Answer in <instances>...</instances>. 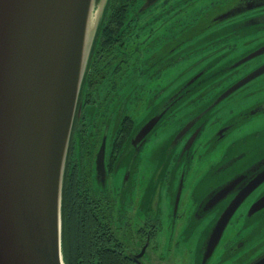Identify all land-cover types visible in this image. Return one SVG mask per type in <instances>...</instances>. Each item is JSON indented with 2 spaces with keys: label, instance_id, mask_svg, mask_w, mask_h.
Listing matches in <instances>:
<instances>
[{
  "label": "flooded vegetation",
  "instance_id": "obj_1",
  "mask_svg": "<svg viewBox=\"0 0 264 264\" xmlns=\"http://www.w3.org/2000/svg\"><path fill=\"white\" fill-rule=\"evenodd\" d=\"M114 12L117 14L111 16L115 22L106 29L93 51L87 86L80 96L73 127L64 184L66 240L69 241L72 235L76 237V231L84 234L93 231L99 244L106 243L107 254L112 258H122L126 264H167L169 261H164L158 245V237L168 224L162 219L166 205L161 208L159 204L162 195L166 196L164 198L170 196L175 225H190L194 213L198 223L207 218L198 255L202 264L205 242L212 236L218 216L236 196L252 188L214 251L217 253L220 248L221 257L236 255L237 249L252 239L251 232L257 227L255 216L258 212L264 213L262 208L249 215L252 205L264 195V181L254 185L259 176H264V82L257 77L230 95L232 98L240 94L238 99L234 98L237 102L234 110L230 108L222 112L226 101L221 100L203 114L239 80L232 82L224 77L220 83L210 82V72L206 70L197 74L198 70L185 82L188 83L186 88L181 86L177 89L176 96L169 101L172 104L176 100L178 103L187 99L191 108L183 115L185 119H177L176 114L182 107L176 103L177 111L174 109L160 127L170 131L171 137L165 143L161 139L166 136L156 140L150 138L138 153V145H132L137 127H134L128 111L134 103L143 100L147 106L141 123L156 115L163 92H150L142 81L161 75L165 68L185 57L194 60L191 69L209 59H219L216 63L219 64L233 48H237V41L250 38L252 30L264 28V5L242 13V17L229 18L233 26L230 28H222V0H111L108 16ZM251 17L254 18L249 21ZM161 19L167 24L165 30H160V26L154 27ZM218 22H221L220 28L211 31ZM262 47L264 45L257 50ZM236 63L224 66V71L239 68H233ZM263 65L264 62L258 64L239 79ZM221 84L223 91L219 94L214 92ZM181 88L183 90L179 92ZM143 94L146 98L150 96L149 103ZM198 116L200 119L172 148L171 144L180 130ZM199 129L197 138L190 143ZM206 130L209 131L206 133ZM105 137L106 173H103L99 171L98 157ZM225 139L230 140L227 148L222 147ZM162 143L168 144L170 150V165L169 161L166 163L168 172L163 175L164 166H161L158 175L142 179L146 176L149 159L153 160V155L160 150L148 151L144 158L145 167H140V156L147 145L160 146ZM220 146L222 159L225 155L226 158L209 166L207 172L211 176H193L194 161H202L208 153L215 154ZM118 159L122 161L116 167ZM183 162L187 165L179 174L178 165ZM122 164L124 168L118 173L117 169ZM233 181L235 184L228 196L215 203L214 195ZM156 194L159 196L156 205L147 206V201L150 198L154 200ZM181 207L183 213H180ZM253 254L263 255L264 248L259 246Z\"/></svg>",
  "mask_w": 264,
  "mask_h": 264
},
{
  "label": "water",
  "instance_id": "obj_2",
  "mask_svg": "<svg viewBox=\"0 0 264 264\" xmlns=\"http://www.w3.org/2000/svg\"><path fill=\"white\" fill-rule=\"evenodd\" d=\"M251 1L254 8L264 5L263 0ZM108 2L0 0V264H65L63 197L68 153ZM232 16L227 12L222 21ZM261 54L264 47L233 68ZM263 73L264 65L228 88L203 114ZM175 96L164 100L156 115L137 126L132 139V145H138L136 153L176 108L177 100L169 104ZM200 117L180 130L172 148ZM105 149L106 137L98 157L103 173ZM263 181L264 176H259L254 185ZM234 184L217 192L214 202L226 198ZM251 192L252 188L236 196L218 216L205 242L202 264H208L227 225ZM262 208L264 195L249 215ZM253 264H264V254Z\"/></svg>",
  "mask_w": 264,
  "mask_h": 264
},
{
  "label": "rangeland",
  "instance_id": "obj_3",
  "mask_svg": "<svg viewBox=\"0 0 264 264\" xmlns=\"http://www.w3.org/2000/svg\"><path fill=\"white\" fill-rule=\"evenodd\" d=\"M238 3H240V5H237ZM243 3H245L244 6L241 5ZM254 7H255V4L251 0H237V1L236 0H222V15L226 14L227 12H232L234 16L230 18L234 19L237 17H242L241 15L242 13L250 12L256 9ZM254 17L248 18V20L251 21V19H253ZM231 24H232V21H229L228 19H226L222 21V28L223 27H227V28L233 27L231 26ZM220 25H221V22H218L214 27H212L211 31L218 30L220 28ZM158 26H160V30H165L167 27V24L164 19H161L154 25L155 28ZM236 44H237L236 45L237 48L236 49L233 48L234 50L231 53H228L227 56L224 59H222L219 64H216L219 62V59H214L213 61L209 59V60L201 62L200 64H197L196 67L191 69L190 67H191V64L194 62V60L190 57H185L179 61H176V63L172 65L169 64L170 66H168V68H165L162 71L161 75L155 76L149 79L147 78V80H143L142 84L150 92L151 91L152 92H160V91L163 92L162 96L160 97L162 101L158 103L159 106H161L163 103L165 104V101L162 98L164 97L168 98L171 95L175 96L176 90L179 89L181 86L182 88H184L188 84V83L186 84L185 82L191 76H193L194 73L197 72L198 70L199 71L197 74L206 72V70H208V72H210L208 74V77H210V82L220 83V81L224 77L227 78V81L231 80L232 82H234L235 80H240L239 78L241 76L246 74L248 71L252 70V68L257 66L258 64L264 62V55H260V56H257L249 60L248 62L239 66V68H237L234 71L227 69L225 72L224 66H227V65L229 66V64H233L234 62H239L245 56L251 54L252 52L256 51L257 48L264 45V28H261L258 30H252L250 32V38H244L241 41H237ZM229 51L230 49L227 52ZM179 54H182V53H179ZM175 55H176V52L173 54V56ZM92 56H93V52H92L90 60H92ZM221 69H222V76H221ZM263 75L264 73L258 77L259 81L261 82H264V80H262L264 79ZM228 83H226V86L229 85ZM182 88L180 90H182ZM258 88L259 87H257L256 89L258 90ZM221 91H223L222 84L219 85L216 90H214V92L218 94ZM142 96L145 99V101L147 99V102L149 103L150 96L147 98H146V95L144 96V94ZM235 97L238 99L240 97V94L237 93L232 98L229 95L228 97L223 99L226 102H224L225 105L222 106V112L230 108H231L230 110L235 109L236 104H237V102L234 101ZM177 104L179 108L180 107L182 108L178 111L179 113L176 114L177 115L176 117L179 120L180 119L184 120L185 116L183 117V115H185L187 113V110H189L191 107L187 105V99H184V100L181 99L179 100ZM146 106L147 105H144V101L142 100L141 102L134 103L129 108L128 113L131 115L130 117L134 124V127H137L141 123L144 115L146 114ZM175 111H177L176 108H175ZM167 119L168 117L165 119V122L167 121ZM208 131L209 130H206V133ZM170 133L171 132L168 130H165L164 127L161 129L159 128L152 134L151 140L161 139L163 136H166V138L164 137L163 139H161L163 140V143H165L171 137L172 133L171 134ZM168 134L170 135L168 136ZM227 142H230V140L229 139L224 140V142L222 143L223 148L228 147L229 143ZM163 143L160 146L159 145L157 146L147 145L145 147L146 151H144L142 155L140 156L142 157L140 160V167L142 166L145 167L146 163L144 161L145 160L144 158L147 156L149 150L152 151L156 148V150H160L163 154H161L160 151H157L153 155V160H151V158L149 159V163L146 166L147 167L146 176H143L142 179L143 178L148 179L149 176L158 175V172L161 166H164L163 175H165L166 172H168L169 166H167L166 163L170 160V150L169 148H167L168 144L166 146ZM222 147L221 146L218 147V149L216 150V153L213 155H209V153L206 154V156L204 157L202 161H200V159L199 160L196 159L194 161L195 175L193 176H197V175L198 176H211L210 174H208L207 170L209 169V166L213 164L214 161H218V160L221 161L223 156H222V153L219 152V150L222 149ZM225 158H226V155L222 160H224ZM170 161L168 162L169 165H170ZM120 163H121V159H118L115 164L116 167H119L117 165ZM186 165L187 164L184 162L179 164L177 173L180 174L181 170L185 169ZM123 168L124 166L122 164L120 168H118V173H121ZM174 170H175V166H173L172 168L173 172ZM215 171H213L212 173H214ZM202 172H204L205 174L203 173L204 175H201ZM164 197L166 196L162 195L161 202L159 205H161V208L164 205H166V207L163 208L164 211H163L162 219L165 223L168 222V224H165V227L163 228L162 232L160 233L158 237L159 252L165 257L164 261H169L167 262V264H201V260H200V257L198 258V255H200L199 253L201 249V243L203 241V237L205 236L203 232L206 230V224H207L206 219L207 218L202 219V221L198 223L197 219L195 218V213H194V217L190 225L183 226L182 223H178V226H177L175 225L174 219L172 217V211L174 208L173 199L171 200L170 196L167 198H164ZM158 200H159V196L158 194H156L154 200L150 198L147 201V206H151L154 204L156 205ZM183 212L184 210L181 207L180 213H183ZM153 213L154 214L156 213L155 210H153ZM261 213L259 212L257 216H255L257 217V227L256 228L253 227L251 229L253 230L255 228L251 232L252 239L246 246H242L241 248H238V249L235 247L238 250V253L236 255L225 254V255H222V257H221V254H219V252H221L219 248L217 253H214L213 256L210 258L208 264H253L255 261H257L262 256V254L261 256L259 254H253L254 251L256 249H259V246L264 248V246H262L264 245V213L262 214ZM158 218L159 219L161 218V210H159ZM195 221H196V224L194 225L193 222ZM179 222H181V219L179 220Z\"/></svg>",
  "mask_w": 264,
  "mask_h": 264
},
{
  "label": "trees",
  "instance_id": "obj_4",
  "mask_svg": "<svg viewBox=\"0 0 264 264\" xmlns=\"http://www.w3.org/2000/svg\"><path fill=\"white\" fill-rule=\"evenodd\" d=\"M110 4H111V0H109L108 2V10L105 19L103 21L101 32L96 42V45H98L100 40L104 37L105 35L104 32L106 31V29L108 27H111L110 25H112V23L115 22V21L112 22L111 15L117 14L116 12L108 16L110 12ZM121 19L123 20L124 18ZM121 19L119 20L121 23H123ZM89 72H90V67H89ZM88 75H87V79H88ZM64 204L65 202L63 197V212H64ZM98 242L99 240L95 238V233L93 231H88V233L86 234H84L83 232L77 233L76 231V237L75 235H72L69 241H67L65 237V225H64V217H63V250H64L65 264H126L127 263L123 261L124 259L122 258L119 257L112 258L108 256L105 246L106 243L99 244ZM100 248H102V250H100Z\"/></svg>",
  "mask_w": 264,
  "mask_h": 264
}]
</instances>
